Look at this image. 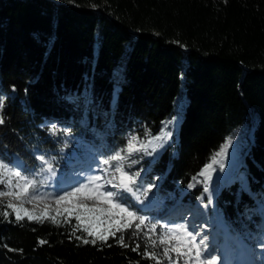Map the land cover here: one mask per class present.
<instances>
[{"label":"trees","instance_id":"trees-1","mask_svg":"<svg viewBox=\"0 0 264 264\" xmlns=\"http://www.w3.org/2000/svg\"><path fill=\"white\" fill-rule=\"evenodd\" d=\"M0 101V160L37 189L74 183L130 135L170 132L125 167L140 198L121 202L155 224L180 188L223 226L211 251L232 262L243 242L264 264V0H0ZM52 216L18 221L0 203V264H155L146 251L168 264L143 232L85 244L76 219Z\"/></svg>","mask_w":264,"mask_h":264},{"label":"snow or ice","instance_id":"snow-or-ice-1","mask_svg":"<svg viewBox=\"0 0 264 264\" xmlns=\"http://www.w3.org/2000/svg\"><path fill=\"white\" fill-rule=\"evenodd\" d=\"M2 108L3 102L0 101V109ZM0 123H3L2 118H0ZM50 131L53 135L56 134L55 125L52 126ZM65 134H68L67 130H65ZM148 135L150 139L146 143L139 142L138 138L133 136L125 149L117 151L115 154L101 161L103 165L108 166V168L102 169V172L106 174L109 172V169L113 168L112 162H116L114 171L110 173V178L106 179L105 176L102 175H91L87 178L86 183H79L78 186L72 187L70 191H64L62 194L55 196L37 194L36 189L38 182L34 178V175L31 177L23 175L21 171L15 170L5 162L0 161V185H4V189H6L0 190V197H13L19 201V206L12 202L6 205L7 208H11L16 213V219L18 221L24 219L25 216L30 220L41 218L25 209L23 207L25 203H32L33 201L47 202L49 199H53L55 204L64 205L63 212L67 213L69 216L75 213L77 221H81L87 217L89 223L97 221L101 224L108 225L104 234L97 232L94 224L92 227L85 228L84 231H86L89 236L94 237L92 241L87 239L83 240L85 244L89 242L94 244L96 239L107 242L109 236L115 237L117 232L123 233L128 229H132L131 235L133 236H137L143 232L151 247L155 248L157 243L164 246L163 256L168 260V264H180L181 260H183V264H190L191 261H195V264H217L216 256L208 258L204 256L206 251V248L202 247L204 241L201 239L200 242L197 243L196 235L190 232L186 226L177 225L175 227H168L159 234L157 239H153L152 235H149V233L155 234L157 225L149 223L145 216L139 215L137 212L131 210L129 206H126L125 203L121 202L126 200V197L120 195L121 192L130 193L135 196L137 200L140 198L133 188L137 183L140 172L137 171L133 174H129L125 171V162L128 161L129 157L135 152L143 151L144 154L151 155L156 151V148L152 147V152H148L147 149L154 141H164L166 138L171 137V133L165 132L164 129L161 130V134L158 136L151 137L150 133ZM230 143L231 141L229 140L221 148V152L216 155H222L224 149ZM160 146L162 147V144ZM37 159L41 161L42 165H45L44 168L40 169L41 172L47 171L54 175L52 164L48 160H45L44 156L41 155L37 157ZM137 162L136 160H132L128 164V167H131ZM215 162V157H213V163ZM210 167L211 165L206 166L198 175L204 176ZM222 167L223 165H221V168ZM192 179L194 182L199 183L197 177H193ZM106 185H110L111 188L116 189V191L107 189ZM194 186V183L188 185L189 188ZM147 191H150V188L145 190V195ZM204 191H209L207 186H205ZM85 200H93L96 203L94 206L89 207L84 203ZM209 202H211V195H209ZM51 211H55L57 216L61 214L59 208L52 209ZM21 213H23V215ZM4 215L7 216V213L5 212ZM42 215L47 216V212L42 213ZM48 218H50L53 223L57 222L56 216ZM76 230L77 229L73 230V234H75ZM262 239H264V237H262ZM41 243L44 242L41 241ZM118 243H120L121 246H127L123 235L118 238ZM138 249L139 244H137L136 248H133V251ZM171 253H175L176 256L173 257ZM144 255L149 259H153L155 264H162V261L157 258L156 252L146 251Z\"/></svg>","mask_w":264,"mask_h":264},{"label":"rangeland","instance_id":"rangeland-1","mask_svg":"<svg viewBox=\"0 0 264 264\" xmlns=\"http://www.w3.org/2000/svg\"><path fill=\"white\" fill-rule=\"evenodd\" d=\"M133 136L137 137L139 142L144 143V141H143L144 139L142 138V136H138V135H134V134L130 135L129 140ZM122 154H124V153H122ZM132 160H136L140 163V162H143L145 160L150 161L151 158L149 157V155L144 154L143 151L135 152L131 157H129L128 161L125 162V167L128 166V164ZM8 165L10 167H13L14 169H16V168L20 167L21 163L18 160H14V162L12 164H8ZM106 168H108V166L103 165L102 163L96 162L94 166L90 167L87 171L83 172V174H81L80 177H77L75 179L74 183H72V184L61 183L59 186H56V185H53L52 183L48 184V182H45L44 184H42V187L40 189L36 190V192H37V194H43L46 196H55V195L62 194L64 191H70L72 187L78 186L79 183H86L87 178L91 175H102V176H105L106 179L110 178L109 173H110V171L111 172L114 171V168H113V170H109V172L107 174L102 172V169H106ZM106 188L109 190H112V191H116V189H112L110 185H106ZM0 190H6V189H4V185H0ZM122 193L127 194V195L129 194L127 192H121L120 195ZM177 193H178V199H179L177 205L175 207L171 208L167 213H165L159 217H156L154 220L155 224L159 225V227L162 231H165L166 228H168V227H175L177 225L186 226L190 232H192L194 235H196L197 243H199L201 239L204 241V244L202 245L203 248H206L204 256L206 258L211 257V256H216L217 257V264H257L258 263L255 260V258L253 257V255H255V254H253L250 251V249H248L244 245L243 242H241V246L243 248L242 251H240L237 254V256L235 257V259L232 262H229L225 257L223 258L220 255H218L217 253L211 251L210 245L211 246L217 245L216 236L218 235V232H219L217 229L219 226H217V224H215V222L212 220L210 215L207 212H205V210L200 209V206L198 204H194L193 206H191L192 208H189L190 205L184 201V199H185L184 195L185 194H182L180 188L177 189ZM172 200H173V198H172V196H170L169 201H172ZM9 202H12V203L16 204L17 206H19V201L14 199L13 197H0V203H4L5 205H7ZM84 203H86L89 207H92L95 205L96 202L93 200H85ZM23 207L25 209H27L29 212L34 213L36 216H40L41 218L42 217H50L52 215H55L56 212L51 211V210L56 209V208H59L61 210V213H65V212H63L64 205L63 204H60V205L55 204L53 199H49L47 202H45V201H33L32 203H25L23 205ZM176 207H183L182 209H184V211L181 214L183 217V221L170 223L168 221L167 216L174 209H177ZM180 209L181 208H179V210ZM12 212L16 216V213L13 210H12ZM45 212H47V216L42 215V213H45ZM21 214L23 215V213H21ZM65 214L68 217H72V218L76 219L75 213H73L71 216H69L67 213H65ZM25 217L27 218V216H25ZM77 222L84 229L92 227L94 224L95 230L97 232H99L100 234H104L105 230L108 227L107 224H101L97 221H92L91 223H89L87 217H85L81 221H77ZM91 237L94 238L93 236H91ZM97 240H99V239H97ZM171 255L173 257L176 256L175 253H171ZM193 255H194V253H193ZM260 257H263L262 259H264V256H262L261 254H257V258L259 259ZM180 264H183V260L180 261ZM190 264H195V261H191Z\"/></svg>","mask_w":264,"mask_h":264},{"label":"bare ground","instance_id":"bare-ground-1","mask_svg":"<svg viewBox=\"0 0 264 264\" xmlns=\"http://www.w3.org/2000/svg\"><path fill=\"white\" fill-rule=\"evenodd\" d=\"M235 259V258H234Z\"/></svg>","mask_w":264,"mask_h":264}]
</instances>
